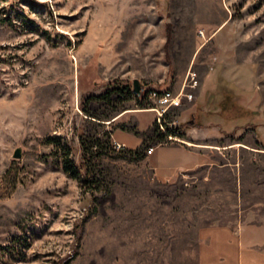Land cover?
Returning <instances> with one entry per match:
<instances>
[{
    "label": "rangeland",
    "instance_id": "1",
    "mask_svg": "<svg viewBox=\"0 0 264 264\" xmlns=\"http://www.w3.org/2000/svg\"><path fill=\"white\" fill-rule=\"evenodd\" d=\"M117 80L139 91L109 106L97 97ZM164 118L187 137L151 163L91 158L85 183L82 125L139 148L121 125ZM178 145L206 162L176 170ZM12 176L0 264H201L207 229L264 202V0H0V187Z\"/></svg>",
    "mask_w": 264,
    "mask_h": 264
},
{
    "label": "crops",
    "instance_id": "2",
    "mask_svg": "<svg viewBox=\"0 0 264 264\" xmlns=\"http://www.w3.org/2000/svg\"><path fill=\"white\" fill-rule=\"evenodd\" d=\"M125 133L126 135L122 136L119 131H115L113 134L115 141L129 145L128 138L133 134ZM139 142L132 147H136ZM178 146L188 152V158L176 164V170L194 168L206 162L203 154L197 153L189 146ZM157 147L158 145L147 155L145 158L147 161L155 154ZM159 163L160 157L157 158V165ZM154 174L159 179L171 178L163 171ZM205 233L206 242L201 246V264H264V202L246 211L244 217L236 224L217 225L207 229Z\"/></svg>",
    "mask_w": 264,
    "mask_h": 264
},
{
    "label": "trees",
    "instance_id": "3",
    "mask_svg": "<svg viewBox=\"0 0 264 264\" xmlns=\"http://www.w3.org/2000/svg\"><path fill=\"white\" fill-rule=\"evenodd\" d=\"M115 86L110 89L108 92L98 96L99 100L106 103L107 105H116L119 101H125L130 99L132 96L137 95L135 93V88L131 83H125L122 81H114ZM157 91L162 92L157 89ZM92 98V97H91ZM140 99V103L143 105V108L151 107L149 105V101L147 100V96L141 97L138 95ZM83 110L86 114L95 117L100 124H104L102 120L110 119V114L105 115H96L95 112L90 111L86 107V103L82 104ZM186 123H181L176 126H169L164 118V123L159 124L158 121H155L153 126L147 130L143 131L138 128V126L128 127L126 124H122L121 127L124 129H128L135 133L137 136L142 138V144L139 148H128L122 147L117 149L114 145H112V133L109 131H105L104 135L106 136V140H101L91 134L89 128L85 125L81 127V137H82V145L85 150V154L82 157L83 165L86 169L85 177L86 182L90 181V178L94 175L95 172L91 166V158H100L102 156H114V157H124L134 161H140L147 157L148 149L151 146H157L159 144H163V142L167 141L170 136H177L181 138H186ZM176 140V139H173ZM12 170V169H11ZM65 170L70 173L72 176H78L81 174L78 168L70 169L68 165L65 166ZM17 184L16 177L12 176L10 181L0 187V197H8L10 192L9 190L15 188Z\"/></svg>",
    "mask_w": 264,
    "mask_h": 264
},
{
    "label": "built area",
    "instance_id": "4",
    "mask_svg": "<svg viewBox=\"0 0 264 264\" xmlns=\"http://www.w3.org/2000/svg\"><path fill=\"white\" fill-rule=\"evenodd\" d=\"M153 94L154 96L158 97L159 101L162 103H168L170 105H179L181 102L180 95H174L171 91L159 92L155 90ZM155 109L158 111L159 115L162 114V112L158 108H155ZM122 146H123L122 143L116 141V145H115L116 148H122ZM154 149H155V146H151L148 149V153H152Z\"/></svg>",
    "mask_w": 264,
    "mask_h": 264
},
{
    "label": "water",
    "instance_id": "5",
    "mask_svg": "<svg viewBox=\"0 0 264 264\" xmlns=\"http://www.w3.org/2000/svg\"><path fill=\"white\" fill-rule=\"evenodd\" d=\"M134 88H135V91H139L138 90V82L136 81L135 82V85H134ZM21 155H22V153H21V147H18L17 149H16V151H15V153H14V157H21Z\"/></svg>",
    "mask_w": 264,
    "mask_h": 264
}]
</instances>
